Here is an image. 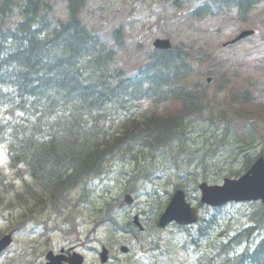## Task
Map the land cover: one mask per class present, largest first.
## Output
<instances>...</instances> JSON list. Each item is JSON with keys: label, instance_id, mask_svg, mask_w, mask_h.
I'll use <instances>...</instances> for the list:
<instances>
[{"label": "trees", "instance_id": "16d2710c", "mask_svg": "<svg viewBox=\"0 0 264 264\" xmlns=\"http://www.w3.org/2000/svg\"><path fill=\"white\" fill-rule=\"evenodd\" d=\"M86 1L67 0L68 17L54 26L46 1L0 2V147H5L10 168L25 167L41 188L37 195L25 186L36 201L46 197L54 204H68L77 185L105 174L116 162L132 164L131 179L150 180L154 174L145 163L146 153L169 152V171L184 177L183 167H187L173 148L189 138L193 122L213 116L209 85L203 77L213 71L201 69L205 55L193 54L182 45L153 50L146 62L127 75L112 67L114 51L79 20ZM260 1L264 0L207 3L236 7L244 18ZM200 10L206 11L205 6ZM169 102L178 104L174 112H154ZM252 161V156H244L237 168L229 167L227 176H238ZM200 168L206 173L209 167L201 163ZM4 182L0 172V206L7 194ZM126 188L124 193L137 191ZM214 212L199 221L189 239L203 240L210 230L204 225L224 220L222 230L209 233L206 247L217 250V263L207 253L201 255L203 264H264V236L252 249H233L263 226L261 207H252L238 218L223 215L225 209Z\"/></svg>", "mask_w": 264, "mask_h": 264}, {"label": "rangeland", "instance_id": "374dc122", "mask_svg": "<svg viewBox=\"0 0 264 264\" xmlns=\"http://www.w3.org/2000/svg\"><path fill=\"white\" fill-rule=\"evenodd\" d=\"M44 1L51 5L50 15L54 22L67 19L66 0ZM204 1L89 0L80 13L82 22L93 27L107 48L115 52L113 66L121 68L127 75H132L136 67L147 61L156 39L168 38L173 45L184 43V47L191 48L193 54L207 55L201 69L213 71L209 76L203 75L204 78L211 77L207 94L213 116L194 122L193 127H190L189 138L176 143L173 148L187 167H183L187 171L184 173L186 176L179 177L169 171L172 170V166L166 161L170 159L169 152L146 153L145 163L154 174L153 181H140L135 185L146 187L147 190L162 187L158 190L160 196L166 195V189L170 191L174 184L182 183L193 205L197 203L196 197L199 195L195 191V185L202 178L207 177V182L214 183L213 180L217 179L214 174L227 173L229 167L237 168L244 156H256L264 150V3L258 2L244 19H239L234 11L191 19L189 14ZM16 12L14 10V14ZM116 29L118 32H115ZM243 30H253L254 34L237 44L223 47L224 43ZM118 36L121 43L115 41ZM223 74L226 75L224 78ZM246 90L251 91L250 94L245 92L239 97ZM177 106V103L169 102L154 112L165 115L167 112H174ZM201 163H207L209 168L206 173L200 168ZM0 169L6 173L8 182L12 185L0 208V235L15 230L14 241L0 257V264H43L44 254L49 249L57 252L60 247L84 245L83 241L96 216V212L87 215L84 209L98 207L99 198L111 201L120 199L121 196L122 200L123 187H127L133 166L131 163L116 162L100 178L84 184L90 190L87 205L80 202L81 187L69 196L71 204L77 206V221L80 223L70 235L59 230L66 227L65 217L70 208L61 215H55L51 206L45 205L39 214L34 210L38 206L32 195L26 198L25 204L20 200L17 193L25 192L21 188V181L8 168L3 149H0ZM21 173L27 177L24 171ZM28 183L33 194L39 193L31 181L28 180ZM146 198L147 195H140L132 206H118V222L123 224L129 221V211L140 214ZM252 207L251 203L229 205L223 215L238 218L242 212H248ZM203 212L207 215L208 211H201ZM82 213L84 214L81 215ZM25 218H28L27 223L18 227ZM37 218L43 221L40 226L36 225ZM141 218L144 219L143 216ZM218 224L221 228L224 220L221 219ZM204 228L209 229V226L204 225ZM196 230L179 229L174 225L161 230L150 228L140 237L144 248H150L145 244L144 238H151L150 245L155 250L143 254L144 257L132 252L129 256L120 257V262L153 264L154 259H158L157 264H198L197 259L203 254L201 250L210 243L211 230L206 231L203 240L196 238L195 245L186 247L190 235L196 234ZM120 233L112 230L109 225H101L89 235L90 245L99 248L104 244L112 252H117L119 244L135 245L136 242L133 243L130 235ZM89 250L94 249L84 251L85 264H99L98 258ZM110 264L120 263L112 259Z\"/></svg>", "mask_w": 264, "mask_h": 264}, {"label": "water", "instance_id": "95a60500", "mask_svg": "<svg viewBox=\"0 0 264 264\" xmlns=\"http://www.w3.org/2000/svg\"><path fill=\"white\" fill-rule=\"evenodd\" d=\"M251 31L243 32L236 37L231 43L238 41L248 35ZM154 46L158 49H168L169 42L167 40H157ZM201 192V204H207L212 207L221 206L229 201H261L264 207V159L259 158L254 165L238 180H224L222 186H208L205 183L199 185ZM129 203V198L123 204ZM176 222L179 225H189L197 221V209L191 207L185 201V195L181 190H177L173 195L165 212L160 217V226H165L169 222ZM136 222V220H135ZM137 223V222H136ZM11 242L10 236L0 241V252L5 249ZM121 251L126 252L125 248ZM101 262L107 260V251L103 250L100 254ZM47 264H61V257L53 256L51 253L47 255ZM70 264H82V258L79 255H73L69 261Z\"/></svg>", "mask_w": 264, "mask_h": 264}, {"label": "bare ground", "instance_id": "6f19581e", "mask_svg": "<svg viewBox=\"0 0 264 264\" xmlns=\"http://www.w3.org/2000/svg\"><path fill=\"white\" fill-rule=\"evenodd\" d=\"M69 120V119H68ZM12 161V160H11ZM17 165V164H16Z\"/></svg>", "mask_w": 264, "mask_h": 264}, {"label": "flooded vegetation", "instance_id": "af4514ba", "mask_svg": "<svg viewBox=\"0 0 264 264\" xmlns=\"http://www.w3.org/2000/svg\"><path fill=\"white\" fill-rule=\"evenodd\" d=\"M67 252V251H66Z\"/></svg>", "mask_w": 264, "mask_h": 264}]
</instances>
